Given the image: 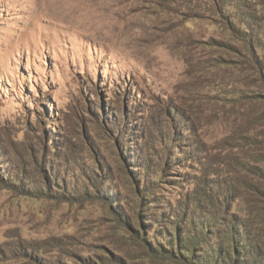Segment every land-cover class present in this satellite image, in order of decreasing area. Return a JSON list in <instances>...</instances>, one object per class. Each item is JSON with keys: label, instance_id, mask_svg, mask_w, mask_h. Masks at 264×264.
I'll return each instance as SVG.
<instances>
[{"label": "rangeland", "instance_id": "rangeland-1", "mask_svg": "<svg viewBox=\"0 0 264 264\" xmlns=\"http://www.w3.org/2000/svg\"><path fill=\"white\" fill-rule=\"evenodd\" d=\"M250 39L264 64V0H0V264L264 253Z\"/></svg>", "mask_w": 264, "mask_h": 264}, {"label": "trees", "instance_id": "trees-1", "mask_svg": "<svg viewBox=\"0 0 264 264\" xmlns=\"http://www.w3.org/2000/svg\"><path fill=\"white\" fill-rule=\"evenodd\" d=\"M243 24L247 26V30L244 29L242 31H248V23L243 22ZM251 39L247 42L248 51L256 58L255 64L258 72V81L260 82V86L264 88V64L260 57L255 56L254 48L256 47H254V42ZM253 94L252 100H257L258 104L264 107V90L254 92ZM261 116L264 120V111H262ZM164 232L168 233L166 230ZM192 233L190 236H184V240H180V245H182L183 249L177 251L178 264H262L261 258L264 257V253L259 249V245H256L257 251L253 250L250 245H242L245 240L241 237H236L233 232H229L228 241L226 240L227 236L225 237L227 232H225V235L216 239L215 244L204 247L206 248L205 250H201V244L207 240L212 241L210 236L213 231L210 232L209 229H206L204 232L195 233L192 231ZM199 233L202 235L198 237L197 234ZM167 239L169 240L170 238L168 237ZM173 242L175 244L178 243L176 237ZM173 254H175V251L170 248L167 249L165 256Z\"/></svg>", "mask_w": 264, "mask_h": 264}, {"label": "bare ground", "instance_id": "bare-ground-1", "mask_svg": "<svg viewBox=\"0 0 264 264\" xmlns=\"http://www.w3.org/2000/svg\"><path fill=\"white\" fill-rule=\"evenodd\" d=\"M93 26V25H92Z\"/></svg>", "mask_w": 264, "mask_h": 264}]
</instances>
